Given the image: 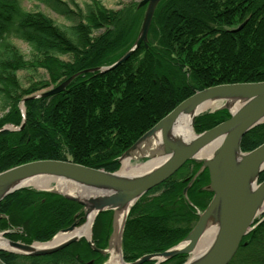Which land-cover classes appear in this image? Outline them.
Returning a JSON list of instances; mask_svg holds the SVG:
<instances>
[{
	"label": "trees",
	"instance_id": "1",
	"mask_svg": "<svg viewBox=\"0 0 264 264\" xmlns=\"http://www.w3.org/2000/svg\"><path fill=\"white\" fill-rule=\"evenodd\" d=\"M37 1L67 24H57L41 10L26 9L21 0H0V127L20 125L18 104L36 89L119 58L133 44L142 20L140 9L115 10L100 0L83 6L74 0ZM14 40L28 45L29 56ZM38 68L46 71L48 80L22 85L18 72ZM262 80L264 0H160L146 44L140 43L122 63L102 72L82 71L58 92L25 98L23 128L0 130V171L36 159H68L115 171L121 153L195 91ZM228 117L222 108L202 112L195 117L194 130L201 132ZM262 142L264 122L243 135L241 150ZM199 167V162L187 160L132 205L122 235L125 261L163 251L191 230L197 208L203 209L212 196L202 187L209 181L207 169L183 194ZM262 180L264 170L258 177ZM82 214L75 200L24 187L0 200V230L8 229L5 236L12 240L46 241L75 219L81 223ZM111 216V210H104L94 220L97 248L107 245ZM0 258L6 264H101L106 256L82 237L49 254L19 256L0 250ZM186 258L180 253L158 264H182ZM228 264H264V219L243 236Z\"/></svg>",
	"mask_w": 264,
	"mask_h": 264
},
{
	"label": "water",
	"instance_id": "2",
	"mask_svg": "<svg viewBox=\"0 0 264 264\" xmlns=\"http://www.w3.org/2000/svg\"><path fill=\"white\" fill-rule=\"evenodd\" d=\"M160 0H140L138 6L146 5L138 34L133 44L115 61L108 65L86 68L82 71L102 72L126 60L140 45L146 44L148 29L154 10ZM245 21L236 29L243 26ZM73 73L54 87L25 98L41 97L64 89L80 72ZM208 102H220L216 108H203ZM226 109L229 117L218 124L195 132V117L204 111ZM19 126L4 125L0 130L22 129L24 107ZM191 115V132L179 136L176 124L180 116ZM264 122V80L251 82L219 83L195 91L146 130L118 157L120 167L116 171H106L89 167L71 160L36 159L0 171V200L14 191L33 187L42 191L59 193L65 198L82 205L85 221L91 216L88 235L73 231L81 227L74 221L59 230L51 239L43 242L24 243L11 240L0 232L7 245L0 250L27 255H45L67 246L84 237L90 247L102 254L108 249L115 233L118 212H124L119 229L120 257L123 264H142L155 260V264L177 254H188L182 264H228L236 253L241 240L255 224V218L264 213V180L258 182L264 170V142L249 151L241 150V139L252 127ZM211 147L209 155L206 148ZM209 150V149H208ZM207 150V151H208ZM143 159L140 164L158 160L149 168L133 173L120 172L123 159ZM201 162L200 169L183 188V194L195 176L204 168L208 170L209 182L204 186L212 192L206 207L198 213V218L187 235L169 248L154 253H146L133 261H125L122 254V235L127 215L132 205L145 192L158 185L177 171L187 160ZM137 164V163H135ZM36 182L37 185L31 184ZM112 211V229L106 248H97L92 239V225L98 213ZM215 229L208 245L199 249V242L208 228ZM59 233L65 236L55 241ZM199 253L195 254L196 250ZM108 255L107 260H109ZM0 264H6L0 258Z\"/></svg>",
	"mask_w": 264,
	"mask_h": 264
},
{
	"label": "rangeland",
	"instance_id": "3",
	"mask_svg": "<svg viewBox=\"0 0 264 264\" xmlns=\"http://www.w3.org/2000/svg\"><path fill=\"white\" fill-rule=\"evenodd\" d=\"M76 3H78L79 6H83V4L89 0H74ZM107 8H111V9H115V10H123V9H127L129 8L130 10H132L133 8H137L140 9L142 11V18L145 12V7L146 5H142V6H138V3L140 0H100ZM22 5L26 8V9H30V10H41L43 12H45L48 16H50L54 22H56L57 24L60 25H64L67 24V21H65L64 18H62L61 16H59L56 12H54L53 10H51L49 7L45 6L43 3L38 2L37 0H21ZM142 21V20H141ZM141 25V24H140ZM102 29H100L99 31H95L93 34H97V32H100ZM139 31V30H138ZM14 43L18 46V48L27 56H29V47L28 45L21 41V40H14ZM68 57L64 56L63 60H66ZM18 76L21 80L22 85L27 86L29 83L31 82H35L37 83V81L39 79L46 81L48 80V76L47 73L44 69L42 68H38L36 70H21L18 72ZM42 81V82H43ZM63 81V80H62ZM61 81L56 82V83H51L49 85L43 86L39 89H36L35 91H33L31 94H36L39 93L41 91H44L48 88L54 87L55 85L59 84ZM30 95V94H29ZM22 100L20 101V103L18 104V107L21 111L22 114V109L24 106H22ZM3 113V110L0 109V115ZM24 114H25V107H24ZM23 116V114H22ZM4 125H8V126H19V125H14L12 123H5ZM19 130V129H16ZM143 160V159H142ZM141 159H138L137 161H135V159H131L130 162L132 164L135 163H141L142 162ZM260 218V216H259ZM258 218V219H259ZM264 219V216H262L261 220ZM257 221L254 225V227L261 221ZM253 227V228H254ZM252 228V229H253ZM108 256V255H107ZM106 261H104V263L101 264H105Z\"/></svg>",
	"mask_w": 264,
	"mask_h": 264
},
{
	"label": "bare ground",
	"instance_id": "4",
	"mask_svg": "<svg viewBox=\"0 0 264 264\" xmlns=\"http://www.w3.org/2000/svg\"><path fill=\"white\" fill-rule=\"evenodd\" d=\"M221 105L220 102H208L203 108H216L217 106ZM190 121H191V115H182L179 117L177 124H176V131L179 136L188 135L191 132L190 127ZM209 149V150H208ZM211 147L206 148V153H202L203 155H209L211 153ZM208 150V151H207ZM158 160L154 161L156 164ZM152 161L148 162L147 164H132L128 158L123 159L122 166L120 169V172L122 173H133L141 169H147L153 165ZM31 184L37 185L36 182H32ZM264 208V204H263ZM124 212H118L116 216L115 221V233L111 239V245L108 249L110 258L105 264H123L120 257V247H119V229L121 227V223L123 220V214ZM90 223H91V216H89L87 222L82 225L79 228H76L73 232L76 234H85L88 235L90 231ZM215 229L213 227L208 228L205 232V234L202 236L200 242H199V249H202L208 245V243L212 240L214 235ZM64 233H59L58 236L55 237V241L60 240L62 237H64ZM0 245H7V242L3 240V238L0 235ZM199 253V250L197 249L195 251V254Z\"/></svg>",
	"mask_w": 264,
	"mask_h": 264
},
{
	"label": "flooded vegetation",
	"instance_id": "5",
	"mask_svg": "<svg viewBox=\"0 0 264 264\" xmlns=\"http://www.w3.org/2000/svg\"><path fill=\"white\" fill-rule=\"evenodd\" d=\"M199 168H200V167H199ZM199 168H198V169L196 170V172L192 175V177L197 173V171L199 170ZM204 169H206V168H204ZM208 176H209V175H208ZM192 177H191V178H192ZM186 178H188V175L185 174V179H186ZM207 183H208V182H207ZM207 183H204V184L206 185ZM205 185H204V186H205ZM204 186L202 185L203 188H204ZM200 210H202V209L197 208V213H198ZM262 216H263V215L260 216V218H259L260 220H261ZM82 217H83V221H82L81 223H79V218H77V219L74 220V221H76V225H77V226L83 224V222H84V213L82 214ZM74 221H73V222H74ZM73 222H72V223H73ZM72 223H71V224H72ZM71 224H70V225H71ZM20 255H26V254H19V256H20ZM20 259H21V258H20ZM88 262H89V261H88ZM92 262H93V260H91V263H92Z\"/></svg>",
	"mask_w": 264,
	"mask_h": 264
}]
</instances>
